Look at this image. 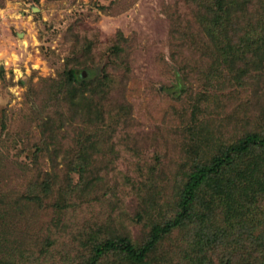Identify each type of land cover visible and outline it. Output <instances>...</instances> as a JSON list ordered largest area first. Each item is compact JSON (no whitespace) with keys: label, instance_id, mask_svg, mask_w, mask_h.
Masks as SVG:
<instances>
[{"label":"rangeland","instance_id":"obj_1","mask_svg":"<svg viewBox=\"0 0 264 264\" xmlns=\"http://www.w3.org/2000/svg\"><path fill=\"white\" fill-rule=\"evenodd\" d=\"M196 11L191 0H0V264H46L42 240L53 245L56 264L87 262L93 244L107 238L130 234L142 242L143 222L132 216L142 200L127 194L125 180L139 170L142 180L153 177L145 195L163 207L162 214L171 211L177 151L194 145L208 126L199 114L190 121L195 104L210 125L213 120L227 127L224 137L236 140L263 129L264 61L251 66L243 86L226 83L214 91L206 82L207 53L193 45L199 38L182 37L184 30L197 34ZM245 15L237 34L261 26L264 0H251ZM120 46L125 52L111 58L109 49ZM71 66L105 75L110 83L90 92L91 83L73 99L60 100L50 86ZM175 74L183 82L180 93L171 85ZM102 94L105 109L117 102L126 107V119L108 132L104 126L95 131L104 144L93 151L89 175L82 178L73 169L76 155L94 130L87 114L72 106ZM214 94H228L229 105L216 109ZM196 124L205 129L189 134ZM29 191L42 198V206L26 201ZM180 235L174 232L157 247L156 255L168 258L153 264H184L174 253ZM121 259L108 253L97 264H124Z\"/></svg>","mask_w":264,"mask_h":264},{"label":"trees","instance_id":"obj_2","mask_svg":"<svg viewBox=\"0 0 264 264\" xmlns=\"http://www.w3.org/2000/svg\"><path fill=\"white\" fill-rule=\"evenodd\" d=\"M24 1L39 3V0ZM250 1L191 0L197 8L194 24L198 31L193 34L184 30L182 37L192 41L195 36L199 38L193 45L200 52L207 53L205 58L209 60L207 69L210 74L206 82L214 91L219 92L223 88L221 85L226 83L234 87L243 86L250 76L251 66L258 68L264 61V20L260 22L261 26H250L241 35L237 34L240 22L243 27L244 22L248 21L245 12ZM178 27L174 26L172 34L178 32ZM116 49H109L110 56L119 59L125 49L123 46ZM3 75L0 72V78L4 79ZM58 76L50 90L60 100L73 99L75 93L78 96L91 83L94 86L90 87V92H101L109 82L102 79L105 75H92L88 68L80 70L75 66L63 69ZM173 84L179 93L182 92L183 82L177 74L174 75ZM106 98L102 94L100 99L89 104L83 102L79 106H72L87 114L89 126L94 130L90 134L91 140L83 144L76 155L80 160L73 169L82 178L89 175V158H93V151L104 144L101 141L98 144L95 131L104 126V132H108L111 124L117 126L126 119V115L122 114L126 107L118 102L113 105L114 109H105L103 99ZM228 98V94L217 97L214 94L210 100L216 104V109L221 110L229 105ZM84 99L82 97L80 101ZM52 101L58 103L55 98ZM198 114L209 127L203 134L198 133L200 137L194 145L177 151L181 158L175 161L176 184L173 195L171 193V205H168L171 211L162 214L163 207L152 198L148 199L145 192L151 189L153 177L145 179L147 176H144L142 180L143 175L139 170L135 178L125 180L124 186L127 194L134 192L135 198L142 200L138 201L139 206L135 211L133 208L135 214L132 216L136 223L137 220L143 222L141 229L147 236L142 242H137L130 234L96 242L88 261L79 264H97L98 259L108 253L121 255L124 264L165 262L167 254L156 255L159 251L157 247L174 232L181 234L182 241L174 253L184 264H264V126L260 132H249L233 140V137H224L227 127L224 128L221 123L212 120L210 125V118L199 104H195L191 111L190 121L193 122L192 118L198 121ZM260 120L264 123L262 118ZM204 129L203 124H196L188 133ZM55 174H52L46 188L44 185L47 182L43 184L44 197L48 195L46 192L51 191L49 186L54 183ZM41 199L34 191H29L26 196L27 202H36L40 206ZM62 201H55V205ZM2 216L0 213L1 219ZM38 245L45 254L44 262L56 264L50 255L53 245L45 240L39 241Z\"/></svg>","mask_w":264,"mask_h":264},{"label":"water","instance_id":"obj_3","mask_svg":"<svg viewBox=\"0 0 264 264\" xmlns=\"http://www.w3.org/2000/svg\"><path fill=\"white\" fill-rule=\"evenodd\" d=\"M2 69V66H0V70Z\"/></svg>","mask_w":264,"mask_h":264}]
</instances>
